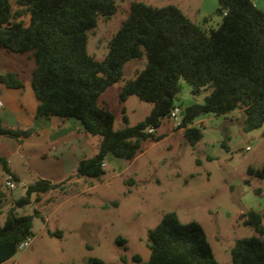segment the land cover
I'll list each match as a JSON object with an SVG mask.
<instances>
[{
	"label": "trees",
	"instance_id": "obj_1",
	"mask_svg": "<svg viewBox=\"0 0 264 264\" xmlns=\"http://www.w3.org/2000/svg\"><path fill=\"white\" fill-rule=\"evenodd\" d=\"M217 4L222 18L211 26L208 17L198 24L174 4L157 7L133 0L126 18L109 38L105 56L96 60L86 48L88 33L98 15L109 17L116 11V0H0V47L30 51L34 60L30 84L37 101L35 116L72 117L85 132L100 137L97 152L81 158L75 172L65 179L36 178L24 184L25 195L14 198L17 190L10 192L13 206L0 224V263L14 255L21 241L33 236V217H42L37 209L17 214L15 208L28 204L32 193L38 199L52 190L66 191L74 177L99 178L107 155L132 160L143 139H158L147 128L158 127L168 118L181 80L193 93L201 87L209 89L203 102L181 108L176 128H182L190 143L202 136L195 119L207 113L240 110L245 131L264 124V10L252 0H217ZM143 55L144 67L122 82L119 98L135 94L152 102V107L135 124L114 128V114L99 104V96L122 79L127 60ZM0 82L23 87L22 79L12 71H0ZM33 131L32 127L0 125V136H13L17 142ZM0 165L4 174L19 180L2 155ZM258 174L264 176V166ZM261 221L258 211H247L244 223L256 234L234 240L229 248L232 264H264ZM148 247L147 260L132 256L137 264H220L201 224L181 222L173 211L165 212L148 230ZM89 263L102 264V260L91 257Z\"/></svg>",
	"mask_w": 264,
	"mask_h": 264
},
{
	"label": "rangeland",
	"instance_id": "obj_2",
	"mask_svg": "<svg viewBox=\"0 0 264 264\" xmlns=\"http://www.w3.org/2000/svg\"><path fill=\"white\" fill-rule=\"evenodd\" d=\"M131 1L116 0L113 14L96 17L86 45L94 59L105 56L107 42L126 18ZM138 1L157 7L174 4L198 24L208 17L207 24L216 26L222 18L216 12L217 0ZM254 2L264 10V0ZM145 63V55L127 60L122 79L99 96V104L114 114V128L135 124L152 107V102L135 94L125 100L119 98L122 82ZM33 66L30 51L18 53L0 47V71L16 72L29 83ZM208 92L201 87L193 93L191 86L181 80L174 103L184 107L203 102ZM194 125L200 127L202 136L190 143L182 128L164 118L152 131L158 139H143L132 160L107 155L104 174L99 178H73L66 191L52 190L38 199L32 193L28 204L17 207V214H32L37 209L48 217V223L34 216L30 244L0 264H90L91 257L101 259L102 264H137L132 256L148 259V230L169 211L175 212L181 222L200 223L216 260L232 264L229 248L234 240L256 234L252 226L244 223L247 211H258L264 227V176L258 174L264 166V124L245 131L242 112L234 110L201 115ZM91 137L94 143L98 136ZM16 146L15 137L0 136V155L28 184L37 177ZM5 178L6 174L0 172V224L12 207ZM17 188L19 194L25 195L24 184L19 183ZM78 190L81 191L76 194Z\"/></svg>",
	"mask_w": 264,
	"mask_h": 264
},
{
	"label": "crops",
	"instance_id": "obj_3",
	"mask_svg": "<svg viewBox=\"0 0 264 264\" xmlns=\"http://www.w3.org/2000/svg\"><path fill=\"white\" fill-rule=\"evenodd\" d=\"M254 4L257 5L255 2ZM0 101L2 102L1 126L19 129L34 128L33 133L17 142L16 150L21 157L25 158V163L35 177L46 178L52 182L61 181L75 172L81 158L92 156L97 152L100 137L95 138L94 143L91 142L92 135L84 131L79 120L56 115L35 116L37 101L30 82L23 81L22 88L7 87L0 82ZM6 160L10 170L19 178V175L11 168L9 160ZM0 172L4 173L2 169ZM74 178L78 181L84 177ZM15 182L17 185L26 184L20 178ZM79 191L81 190L76 191V194ZM38 211L43 223H48V217L44 216L40 210Z\"/></svg>",
	"mask_w": 264,
	"mask_h": 264
},
{
	"label": "built area",
	"instance_id": "obj_4",
	"mask_svg": "<svg viewBox=\"0 0 264 264\" xmlns=\"http://www.w3.org/2000/svg\"><path fill=\"white\" fill-rule=\"evenodd\" d=\"M1 105H2V102L0 101V106ZM180 112H181V106L177 104H174L173 107L169 111L168 119L173 120L175 126H177L180 123ZM152 130L153 129L151 127L148 128V131H152ZM102 165H104V163H102ZM5 186L7 190L11 193H14L17 190V184L10 175H6ZM30 240H31V237H27L26 239L21 241L18 244V249H25L30 244Z\"/></svg>",
	"mask_w": 264,
	"mask_h": 264
},
{
	"label": "water",
	"instance_id": "obj_5",
	"mask_svg": "<svg viewBox=\"0 0 264 264\" xmlns=\"http://www.w3.org/2000/svg\"><path fill=\"white\" fill-rule=\"evenodd\" d=\"M182 114V111L180 112V115ZM19 196V192L18 191H16L15 193H14V198H16V197H18Z\"/></svg>",
	"mask_w": 264,
	"mask_h": 264
}]
</instances>
